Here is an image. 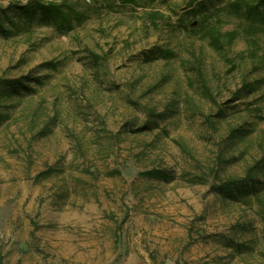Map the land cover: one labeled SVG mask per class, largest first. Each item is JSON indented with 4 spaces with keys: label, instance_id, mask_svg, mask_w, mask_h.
Instances as JSON below:
<instances>
[{
    "label": "rangeland",
    "instance_id": "374dc122",
    "mask_svg": "<svg viewBox=\"0 0 264 264\" xmlns=\"http://www.w3.org/2000/svg\"><path fill=\"white\" fill-rule=\"evenodd\" d=\"M27 1L0 0V90L29 87L0 94V264H264L257 204L211 172L261 162L264 194V28L229 0Z\"/></svg>",
    "mask_w": 264,
    "mask_h": 264
},
{
    "label": "trees",
    "instance_id": "16d2710c",
    "mask_svg": "<svg viewBox=\"0 0 264 264\" xmlns=\"http://www.w3.org/2000/svg\"><path fill=\"white\" fill-rule=\"evenodd\" d=\"M142 0H122L124 3H131L136 4L139 3ZM204 1L206 0H198L197 6H205ZM221 1V0H219ZM228 7V11L236 15L237 17L244 19L249 25L256 26V28L262 29L264 28V0H229L226 3ZM71 8L74 10V6L72 7L68 2H57L53 0H31L27 1L23 5H19L18 8L21 11V14L25 15L27 19L33 20L35 16H37V13L40 14V19H46L54 21L56 24L59 21L58 17H61L62 10L64 7ZM198 7V8H200ZM200 9H195L193 11L194 13L199 11ZM193 13V14H194ZM71 21V19H69ZM68 22V20L66 21ZM197 23L199 21L197 20ZM61 24L63 26L70 27L72 23H63L61 21ZM59 24L60 26H62ZM3 25V24H2ZM0 24V31H4V27ZM199 25V24H198ZM203 25V24H201ZM200 27V25H199ZM59 29V27H57ZM201 36V35H200ZM211 42L213 40L211 39ZM163 54L170 56L172 54L171 51L166 49H160L159 52H162ZM200 80V87L202 89L203 95L210 100L211 102H216L215 98L210 91V87L206 81V79L202 76L199 78ZM24 79H12L9 80L6 84H3V87H1L0 94L6 95V96H12L15 93H19L20 90H27L29 87L23 83ZM252 86L251 82H243L241 88L248 89ZM241 89H237L233 92V95H240ZM1 114V113H0ZM225 114V111L222 107H218L216 109V115L217 116H223ZM206 120L213 124V121L211 120L209 115L205 116ZM1 120V117H0ZM243 133L240 128L238 127H231L229 131V137H237L241 136ZM220 159V158H219ZM221 161V159H220ZM262 163L256 162L254 165L249 166L247 170L245 171V175L243 177H237V176H227L225 178H221L218 175V172L216 170L211 171L213 173V178L217 180V182L212 184V188L215 192L220 194L221 196L229 199H238L240 196L243 197V199L251 203H256L258 206V213L261 215V217L264 219V194H262L261 188L259 187L257 182L258 181V174L257 171L262 169ZM144 176L149 177H157L161 179H169L172 178V175L170 173L166 172L163 169L152 167L148 170H145L141 173Z\"/></svg>",
    "mask_w": 264,
    "mask_h": 264
}]
</instances>
